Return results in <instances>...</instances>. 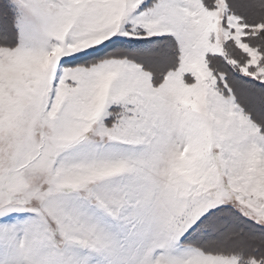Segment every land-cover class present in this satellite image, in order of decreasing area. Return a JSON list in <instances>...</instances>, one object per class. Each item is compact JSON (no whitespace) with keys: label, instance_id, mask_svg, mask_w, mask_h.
I'll list each match as a JSON object with an SVG mask.
<instances>
[{"label":"snow or ice","instance_id":"6c2138e0","mask_svg":"<svg viewBox=\"0 0 264 264\" xmlns=\"http://www.w3.org/2000/svg\"><path fill=\"white\" fill-rule=\"evenodd\" d=\"M0 264H264V0H0Z\"/></svg>","mask_w":264,"mask_h":264}]
</instances>
